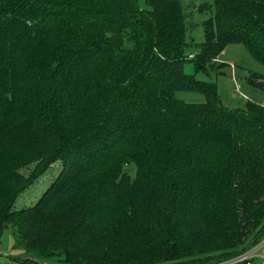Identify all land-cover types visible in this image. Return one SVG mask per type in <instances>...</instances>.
Here are the masks:
<instances>
[{"label": "trees", "instance_id": "1", "mask_svg": "<svg viewBox=\"0 0 264 264\" xmlns=\"http://www.w3.org/2000/svg\"><path fill=\"white\" fill-rule=\"evenodd\" d=\"M184 5L0 0V240L13 228L26 263L207 264L264 237V104L231 108L198 78L221 72L229 43L264 64V0ZM31 147L26 178L18 149ZM58 160L35 205L15 209Z\"/></svg>", "mask_w": 264, "mask_h": 264}, {"label": "rangeland", "instance_id": "2", "mask_svg": "<svg viewBox=\"0 0 264 264\" xmlns=\"http://www.w3.org/2000/svg\"><path fill=\"white\" fill-rule=\"evenodd\" d=\"M206 17L207 15L205 13L195 11L194 21L199 24L195 27L191 35L194 36L195 41L198 43L205 40V33L201 23ZM193 51L196 52L197 49L194 48ZM217 61L221 64V72L219 71L216 73L213 71L210 76L200 73L198 78L202 80L216 81L221 95V100L225 105L231 108L242 107L247 100H254L264 104V89L257 85V83L261 81H258L255 76V73H264V64L258 61L244 44H227L225 49L217 56ZM185 69L187 73L194 72L193 64L191 62L187 63ZM249 78H252L253 81L249 80ZM178 96L188 102L205 101V97L202 94L195 92L183 91L179 92ZM37 149L39 150L38 147L27 148L23 151L18 149L20 151V155L17 157L18 161L21 159L24 161L30 160V162L17 167V174L19 173L21 176L26 178H29L32 175V173L36 170L37 161L34 158L37 156ZM64 166L63 160L54 162L46 170V172L38 178V180L19 192L14 203V208L19 210L35 205L51 183L59 177ZM0 169L5 170L6 165L3 164L0 166ZM128 170L134 175L136 171L135 165L130 164L128 166ZM248 250L250 249L248 248ZM248 256L253 258L257 264H264V261L261 259L263 258L262 250L258 248V246L255 245L253 249L249 251ZM27 257L29 258L22 245L18 243L13 228H6L0 240V264H28L25 262ZM51 263L63 264L56 263V261ZM207 264H244V262L242 259H220L218 261L208 262Z\"/></svg>", "mask_w": 264, "mask_h": 264}, {"label": "built area", "instance_id": "3", "mask_svg": "<svg viewBox=\"0 0 264 264\" xmlns=\"http://www.w3.org/2000/svg\"><path fill=\"white\" fill-rule=\"evenodd\" d=\"M193 55L194 54H191L192 57H193ZM255 245L258 246V248H260L262 250L263 258H261V259L264 261V237L261 238ZM253 247L249 248L250 250L247 249L245 252L239 254L238 256H234V257L228 258L226 260H232V259H240L241 260L242 259L244 264H257L253 258L248 256L249 251H251L253 249Z\"/></svg>", "mask_w": 264, "mask_h": 264}, {"label": "crops", "instance_id": "4", "mask_svg": "<svg viewBox=\"0 0 264 264\" xmlns=\"http://www.w3.org/2000/svg\"><path fill=\"white\" fill-rule=\"evenodd\" d=\"M183 4H186V5H194V4H199V3H202V2H210V1H213V0H180ZM7 264H10V263H7Z\"/></svg>", "mask_w": 264, "mask_h": 264}]
</instances>
